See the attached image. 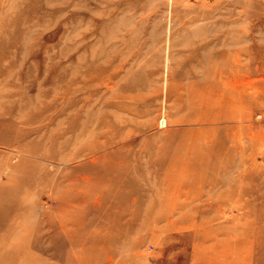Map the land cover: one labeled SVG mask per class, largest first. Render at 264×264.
Here are the masks:
<instances>
[{
	"label": "rangeland",
	"instance_id": "obj_1",
	"mask_svg": "<svg viewBox=\"0 0 264 264\" xmlns=\"http://www.w3.org/2000/svg\"><path fill=\"white\" fill-rule=\"evenodd\" d=\"M211 76L264 94V0H0V264H124L130 250L140 264H224L191 258L188 229L163 237L157 205L179 188L223 243L238 228L241 264H264V95L247 89L237 111L253 147L216 148L193 174L169 167L187 156L165 138L188 126L160 119L186 116V87Z\"/></svg>",
	"mask_w": 264,
	"mask_h": 264
},
{
	"label": "bare ground",
	"instance_id": "obj_2",
	"mask_svg": "<svg viewBox=\"0 0 264 264\" xmlns=\"http://www.w3.org/2000/svg\"><path fill=\"white\" fill-rule=\"evenodd\" d=\"M211 77H212V81L216 82L215 84H212L210 82L211 78H209L208 80L207 77L205 80L195 79L193 83L188 84V87H186L187 88L186 95L184 96L182 94L181 99L178 101V105L180 108L188 109V114L186 116H182L176 119L175 121H172L166 115H164L163 117H161L158 125L159 128H166L172 124L177 126H179L180 124L188 126L187 128H183V129H180L178 127L174 130H171L172 134H168L165 138L166 144H168L170 142V139L173 137H179V139L181 138L183 140L182 144L177 148L176 151H179V153L181 154L185 153V156L187 157L176 155V157L169 160V167L178 166V168H183L185 171H188V174L194 173L192 172V169L194 168V165L196 163L197 164L195 165V168L201 169L204 163H209L210 160H218L220 157V152H217L216 148L225 149L228 143H232L231 145L232 147L245 149L247 147L246 141L251 142V144L250 143L249 144L252 147L254 146L253 143H255L254 136L244 138L242 137V134L239 132V130L243 131L245 128L250 129V127L248 126L244 127L243 121L245 117L242 113H238L237 111L239 106H241L244 102L247 101V104H251V100L248 99L249 96H246V94L250 95L247 89H250L251 93H257V94L260 93L259 95H264V94H262L259 91L253 90V88L256 87V85H253L247 89H242V88L237 89L236 87L231 85L230 83L231 81L229 80H227V82L223 83L221 86L220 82H217L215 80V76H211ZM227 79H229V77ZM56 90L57 89H55L54 91ZM233 100H239V101L234 102ZM89 127L90 126L86 127L87 130ZM235 130H238V132H236ZM167 139L169 141H167ZM263 139H264L263 134H260L259 141H262ZM85 155H90V151H88ZM191 156H196L195 157L196 161L193 160ZM97 158L98 157H94L93 161H95ZM239 162L241 165L245 164L243 159H240ZM1 170L2 167H0V175L2 173ZM228 175L226 174L227 177ZM183 191H184L183 188H179L176 195H174L173 193H169L170 194L169 198L165 194L167 192L162 193L161 194L163 195L162 197L160 196L162 204L157 205L158 206L157 211H162V212L164 211V213H166L165 215H167V217L162 218L164 219L165 222V226L161 230V232H163L162 234L163 237H166L169 240L173 239L174 241H177L180 235L177 237L175 233H182L185 229H188V231L191 234L189 243L193 247V254L191 255V258L194 257L196 262L199 263L217 262L221 257V255H223L222 259L225 261L224 264H241L240 260L242 258L240 257V255H238L239 247L237 245V242L241 241L243 238L239 236L238 228L234 226L235 234L233 236L227 235L225 243H223L222 240L217 238L216 233L218 231L222 232L224 226L220 225L218 227H214L210 224V220H205V219L197 220V215L199 211H201L199 209L200 205L191 204V202L182 200L180 195L183 193ZM231 207H235V206L231 205ZM236 207L238 208L239 206ZM188 208H193L194 212L196 211L194 218L190 217L189 219L186 217V214H183L185 209ZM22 209L24 208L21 207L18 210H21L22 212ZM18 210H15L16 214H18L17 212ZM25 211L27 212L31 211L33 214L35 213L34 212L35 209H33L32 207H29ZM155 211L156 210L154 209V212ZM216 211L219 213L222 212L221 208L219 207L216 208ZM232 216L233 215H229L226 216V218L227 219L233 218ZM162 217H164V215ZM132 220L133 219H131L130 221ZM33 228L34 226H32L31 228L32 232H33ZM147 228L148 229L152 228L154 231L155 230L159 231V226L155 220L152 223V225L149 224ZM81 230L83 231V229ZM27 231L28 229L25 230V232ZM130 253L133 256H128V260L127 261L125 260L126 262L124 264H140L139 259L141 257V253L136 250H130ZM74 257H75V261H77L78 259L81 262L80 259L81 257L79 255H75ZM82 258L87 260L85 256ZM104 260H102L101 262L103 263ZM70 262L73 261L70 260ZM115 262L116 260L112 256H109L106 259L107 264H114ZM115 264H117V262ZM141 264H147V263L141 262Z\"/></svg>",
	"mask_w": 264,
	"mask_h": 264
}]
</instances>
